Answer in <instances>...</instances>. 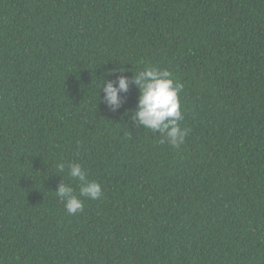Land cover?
I'll list each match as a JSON object with an SVG mask.
<instances>
[{
    "label": "trees",
    "instance_id": "trees-1",
    "mask_svg": "<svg viewBox=\"0 0 264 264\" xmlns=\"http://www.w3.org/2000/svg\"><path fill=\"white\" fill-rule=\"evenodd\" d=\"M147 66L179 149L99 102ZM61 162L102 186L74 215ZM0 264H264V0H0Z\"/></svg>",
    "mask_w": 264,
    "mask_h": 264
},
{
    "label": "clouds",
    "instance_id": "clouds-1",
    "mask_svg": "<svg viewBox=\"0 0 264 264\" xmlns=\"http://www.w3.org/2000/svg\"><path fill=\"white\" fill-rule=\"evenodd\" d=\"M128 71L124 67L109 71L108 76H115V79L103 80L100 91V94L103 92V97L99 102L115 113L125 103L126 96L122 94L128 93L130 85H134L138 90L137 104L134 109H127L124 115L129 116V122L137 129L143 127L158 132L161 143L179 149L188 135V129L180 126L184 118L179 96L183 85L175 81L167 69L147 66L131 77L125 75ZM57 167L60 172H64L67 167V175L78 185L77 193L71 182L65 183L61 179L54 191L64 201L69 215L83 211L84 200L81 198L99 200L102 197L101 184L89 179L81 163L70 162L65 165L61 162Z\"/></svg>",
    "mask_w": 264,
    "mask_h": 264
}]
</instances>
